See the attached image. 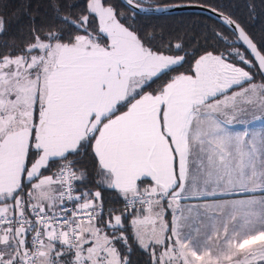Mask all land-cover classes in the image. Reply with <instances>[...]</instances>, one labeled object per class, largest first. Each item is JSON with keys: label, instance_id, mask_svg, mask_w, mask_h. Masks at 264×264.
Instances as JSON below:
<instances>
[{"label": "snow or ice", "instance_id": "1", "mask_svg": "<svg viewBox=\"0 0 264 264\" xmlns=\"http://www.w3.org/2000/svg\"><path fill=\"white\" fill-rule=\"evenodd\" d=\"M122 3L49 0L37 23L21 0L23 42L0 51V264H264V34L208 4L228 34L208 25L225 48L197 56L207 33L149 21L201 5Z\"/></svg>", "mask_w": 264, "mask_h": 264}, {"label": "trees", "instance_id": "2", "mask_svg": "<svg viewBox=\"0 0 264 264\" xmlns=\"http://www.w3.org/2000/svg\"><path fill=\"white\" fill-rule=\"evenodd\" d=\"M71 3L78 6H83L85 0H70ZM116 3L120 4L123 8V3L120 0H115ZM184 3H198L203 5H224L222 9L226 13L233 14L234 18L241 23L242 26L246 27L250 33L255 35L264 34V2L262 0H252L256 5V14L251 17L247 4L249 0H183ZM31 7L30 12L36 15V22H52L53 21V11L50 7L49 0H30ZM0 14L9 17L10 23L6 25V31L3 35H0V51H5V41L15 40L16 43L23 42V34H26L27 26L29 25V17L24 14L21 7V0H0ZM150 23H155L163 25L166 30L179 33L183 29H190L197 36L200 33H207L209 39L206 41L208 48L203 46L200 47L196 55L202 54L205 50H213L210 45L217 44L221 50L225 48V45L219 41L212 39V33L207 27L208 25L215 26L218 30L224 32L225 35L228 34L227 30L222 27L215 19L208 15L202 13H182L170 15L160 19H152ZM243 50V49H241ZM188 63L184 67L179 68V72H185L190 67L192 57H188ZM159 83V82H157ZM156 85L154 84L153 87ZM95 187V185H92ZM106 198L111 199V203L116 207L122 206V201L115 199L114 191H104L101 189ZM135 247V246H134ZM132 259L134 264H146V256L143 251L138 248L134 251Z\"/></svg>", "mask_w": 264, "mask_h": 264}, {"label": "water", "instance_id": "3", "mask_svg": "<svg viewBox=\"0 0 264 264\" xmlns=\"http://www.w3.org/2000/svg\"><path fill=\"white\" fill-rule=\"evenodd\" d=\"M120 1L122 2V0H120ZM187 4H190V5H201V6H191V7H185L183 9L173 10L171 15L197 12V13H202V14L208 15L211 18L216 20V18L212 15L211 12H208V11L205 10V6L206 5L198 4V3H187Z\"/></svg>", "mask_w": 264, "mask_h": 264}, {"label": "rangeland", "instance_id": "4", "mask_svg": "<svg viewBox=\"0 0 264 264\" xmlns=\"http://www.w3.org/2000/svg\"><path fill=\"white\" fill-rule=\"evenodd\" d=\"M259 123H260V122H259V121H257V122H256V125H257V126H259Z\"/></svg>", "mask_w": 264, "mask_h": 264}]
</instances>
